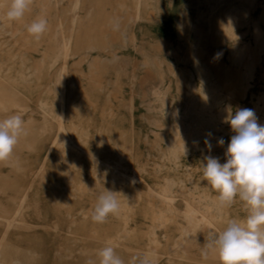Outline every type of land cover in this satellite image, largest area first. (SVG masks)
<instances>
[{
    "label": "bare ground",
    "instance_id": "6f19581e",
    "mask_svg": "<svg viewBox=\"0 0 264 264\" xmlns=\"http://www.w3.org/2000/svg\"><path fill=\"white\" fill-rule=\"evenodd\" d=\"M173 2L172 9L166 4V13L159 22H145L142 25L148 36L146 38L152 45L169 44L173 40V36L165 29L173 27L175 22L173 16L178 13L181 1ZM8 3L10 0H0V119L17 113L25 117L33 112L35 96L57 63L58 53L62 51L63 58H69L76 50H73V45L77 43L72 32L75 22L67 25L63 18L59 22L56 21V0L31 2L29 10L21 20H12V32L6 36L2 27ZM79 3L80 0H74L73 7L77 8ZM128 3L131 5L128 6L131 11L138 12L141 5L148 1L129 0ZM256 3L257 0L198 1L194 41L190 44V50L195 52L193 58L195 73L165 70L161 62L152 61V67L159 78V86L153 88L157 99H161L163 94L170 90L172 81H176V84H187L189 90L186 103L179 105V108L183 109L182 113L170 110L168 103L163 104L166 115L177 117L172 122L178 127L171 129V133L164 134L167 144L160 154L161 175L158 178L161 181L157 183L156 188L150 187L146 197L135 191L128 195L126 201L119 200V213L110 214L106 221L98 226L91 218L98 196L106 190L118 192V183L124 180L122 175L128 177L127 170L139 171L141 168L138 166V155L133 144L134 135L128 137L121 133L124 132L122 129L97 131L95 151L92 153L88 147V141L92 137L91 130L86 127L84 120L78 119L70 110L82 107L75 100L76 93L80 92L83 97L90 99L91 94L95 92L86 87L80 89L78 86L80 82L75 77H89V85L92 87H99L102 82L95 78L94 70L90 69V73L85 74L81 70H68L63 67L56 85L49 88L45 96L43 94L42 109L46 116L45 123L41 125L33 120L26 121L27 135L21 137L10 160L0 162V264H5L8 256L12 258L11 264H30L28 258L18 257L20 249L17 245L8 248L7 238L9 241L17 238L16 243L27 242V251H22L21 255H29L32 260L38 255L37 248L39 254L44 248L41 235L35 233L36 230L29 219H23L30 216L29 207L24 211L26 213L21 214L27 194L35 189L33 180L28 177L23 165L22 155L26 149L47 144L49 140L47 134L51 132L50 127L53 125L51 119H54L58 126V135L48 145L46 156L56 148L58 158L63 163L55 169L59 183L49 190L50 197L43 203V211L45 214H51L60 213L64 209L71 218L73 209L81 204L80 196L86 193L85 190L91 192L88 200L90 213L84 215L81 222L76 223L74 220L71 226H68L69 238L66 245L72 264H100L101 258L98 253L109 241L115 246L116 255L121 258L123 264H126V248L139 243L137 242L139 233L130 230V221L136 213L142 214L151 222L150 229L144 236L147 241L146 254L155 258L159 249L157 229H166L178 223L176 205L179 200L186 205L183 216L187 222L186 234L198 227H215L222 232L229 220L243 219L235 213L231 205L223 204L219 196L212 193V186L209 183L206 185L201 183L205 178L196 179L188 169L185 158L196 153L204 154L205 146L200 145V138L214 139L218 132L223 130L220 128L221 124L226 123L227 108L231 105L224 104V100L238 93L245 95L251 85L264 52V34L260 23L247 21V12L250 10L247 6L255 7ZM34 7L40 10L37 16L32 15ZM125 7L127 6L124 3L123 8ZM41 17L46 19L47 28L39 38H36L28 32L27 26ZM138 18L135 17L137 20ZM248 24L252 26V42L244 46L238 43L230 45L231 42L241 41L246 34L242 29ZM104 27L107 28L105 25L100 28ZM88 34L85 39L92 47L91 33ZM183 35V32L179 34ZM226 47L229 48L227 59L223 54ZM194 75L201 79L200 88L195 85ZM216 76H224L223 87L217 85ZM157 122L158 120L153 124ZM111 131L119 132L117 134L119 143L111 142L106 133ZM223 162L226 160H221V163ZM2 163L10 165L9 174L4 172ZM183 168L188 169L187 172L182 170ZM102 181H105L107 186L104 187ZM10 190L21 195L22 202H5L4 195ZM78 243H83L86 247L81 249L78 256H74L71 253ZM90 243L95 246L93 249L89 248ZM183 244L187 243L180 241L177 247H182ZM194 251H199L198 246ZM210 258L208 262L219 261L216 248L212 250ZM189 259L193 261L192 258ZM59 264L67 263L63 260Z\"/></svg>",
    "mask_w": 264,
    "mask_h": 264
},
{
    "label": "rangeland",
    "instance_id": "374dc122",
    "mask_svg": "<svg viewBox=\"0 0 264 264\" xmlns=\"http://www.w3.org/2000/svg\"><path fill=\"white\" fill-rule=\"evenodd\" d=\"M37 1L32 0L34 3ZM56 1V21L59 22L63 18L67 25L75 22L72 32L75 41H77L73 45V50H76L67 59H64L62 51H59L57 63L51 69L44 86L35 96L32 105L33 112L26 115L24 120H33L36 124L41 125L45 123L46 116L42 109L43 94L45 96L47 90L56 85L63 67L68 70H81L85 74H89L90 69L94 70L95 78L102 82L101 85L92 87L89 85V77H75L80 82L78 84L80 89L86 87V89H92L95 92L91 94L90 99L83 97L80 92L76 93L75 100L82 107L72 108L70 112L74 113L78 119L84 120L86 127L91 130L92 137L88 141V147L92 153L95 151L97 131L122 129L124 130L121 132L122 134H126L128 137L134 135L133 144L138 155V166L141 168L139 171L127 170L130 177L122 175L124 180L118 183L117 198L126 201L128 195L135 191L146 197L150 192V187L156 188L157 183L161 181L158 178L161 175L159 172L160 154L167 144L164 134L171 133V129L178 127L172 122L177 117L166 115L163 104L168 103L170 110L182 113L183 109L179 108V105L186 103V96L189 92L187 84H176V81H172L170 90L164 93L161 99H157L153 88L159 86V78L151 63L157 60L161 62L165 70L196 72L193 66L195 52L190 50V44L194 41V24L198 14L196 5L199 0H180L179 11L174 18L173 27H171L173 40L169 44L156 45H152V42L146 38L148 36L142 25L145 22H159L166 13V4L171 7L174 0H147L148 3H143L138 12L130 10L129 0H80L77 8L73 7L74 0ZM124 3L127 6L125 8H123ZM248 7L250 10L247 12V21L249 23L259 22L264 34V0H257L255 7L251 8L249 5ZM120 8L122 9L120 10ZM39 13L38 7L32 9L33 16H37ZM136 16L139 17L138 20L135 19ZM4 21L2 31L8 36L12 32V20L6 16ZM103 25L107 28H100ZM242 30L246 33L245 36L241 38V41L231 42L230 45L238 43L244 46L252 42V26L248 24ZM182 32L184 35L179 36ZM88 33H91L92 47L85 39ZM223 54L227 59L229 48L226 47ZM261 58L245 95L234 94L233 97L225 99L224 104H230L233 110L237 108L254 110L258 122L264 125V52H262ZM223 79L224 76L215 77L218 86L223 87ZM167 80L169 79L167 78ZM194 80L195 85L200 88L202 86L201 79L196 75ZM56 101L58 104V97ZM156 120L158 122L153 124ZM51 121L53 125L50 127L51 132L47 134L49 136L47 144L42 147L26 149L22 155L23 165L27 170L28 177L33 180L35 189L30 190L27 194L21 214L26 213L24 211H27L26 209L29 207L30 216L23 217V219H29L33 229L36 230L35 233L41 235L44 248L41 254L37 248L38 255L32 260L29 255H21L22 251H27V242L16 243L17 238L10 241L7 238L8 248L17 245L20 249L18 257L28 258L27 261L30 264H59L63 260L67 264H72V258L66 245V240L69 238L68 226L74 220L76 223L81 222L84 215L90 213L88 200L91 197V192L89 190H85L86 193L80 196L81 204L73 209L71 218L68 217V211L64 209L60 213L52 212L51 214H45L43 211V203L50 197L49 190L59 183L55 169L63 163L58 158L56 148L52 149L49 156H46L48 145L58 135V126L54 119ZM220 128L223 130L218 132L214 139L200 138V145L205 146L204 154L196 153L185 158L188 169L192 171L197 180L204 178L205 157L211 155L220 158V160H226L227 146L234 133L229 123L221 124ZM106 133L112 143L120 142L117 137L119 132ZM221 138L225 141L223 145L219 143ZM1 167L6 174H9V164L2 163ZM188 169L183 168L182 170L187 172ZM201 183L208 184L205 179H202ZM102 184L104 187L107 186L105 181H102ZM212 193L219 196V193L213 188ZM22 200V196L12 190L7 191L4 195V201L8 203H20ZM231 207L242 218L247 215L246 206L239 198L231 204ZM176 208L179 215L178 223L166 229H157L159 249L155 258L148 257L146 254L147 241L144 235L150 229V220L145 219L140 213L133 215V220L130 221V230L139 233L137 239L139 243L131 244L130 248H126V264H220V261L216 260L208 262L211 259L212 250L216 248L215 241L220 233L219 230L215 227H198L186 234L188 232L187 222L183 218L186 205L182 200H179ZM21 217L22 215L19 216V218ZM99 224L97 223V226ZM2 230L3 228H1ZM180 241L187 243L183 244L184 248L183 246L177 247ZM196 246H198V252L194 251ZM83 247H86L83 243L76 244L71 254L78 256ZM93 247L95 246L90 243L89 248L93 249ZM8 257L4 261L5 264H11L12 258Z\"/></svg>",
    "mask_w": 264,
    "mask_h": 264
},
{
    "label": "clouds",
    "instance_id": "9594fccd",
    "mask_svg": "<svg viewBox=\"0 0 264 264\" xmlns=\"http://www.w3.org/2000/svg\"><path fill=\"white\" fill-rule=\"evenodd\" d=\"M32 0H10L6 16L19 21L29 10ZM47 28L43 17L27 26L30 34L39 38ZM225 122L234 133L226 150V162L211 155L205 157L203 176L219 193L220 201L231 205L239 198L246 206L243 219H231L218 234L215 246L220 264H264V125L258 122L250 108H227ZM27 135L26 121L17 113L0 119V162L13 156L22 136ZM219 143L223 145L224 139ZM209 147L211 145L209 144ZM120 202L117 192H102L95 204L92 220L106 221L110 214H118ZM100 264H123L109 241L99 251Z\"/></svg>",
    "mask_w": 264,
    "mask_h": 264
},
{
    "label": "crops",
    "instance_id": "0c3cea01",
    "mask_svg": "<svg viewBox=\"0 0 264 264\" xmlns=\"http://www.w3.org/2000/svg\"><path fill=\"white\" fill-rule=\"evenodd\" d=\"M171 9L173 8V6H171L170 7ZM173 11V10H172ZM172 13V15H173V12H171ZM176 17V15H174L173 16V18H175ZM171 30H172V28H169V27H167V29H165V31L168 33V34H171ZM150 34V33H149ZM152 35V34H151Z\"/></svg>",
    "mask_w": 264,
    "mask_h": 264
}]
</instances>
